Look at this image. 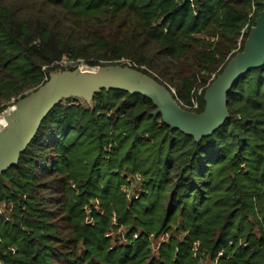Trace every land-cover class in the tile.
<instances>
[{"label":"trees","instance_id":"obj_1","mask_svg":"<svg viewBox=\"0 0 264 264\" xmlns=\"http://www.w3.org/2000/svg\"><path fill=\"white\" fill-rule=\"evenodd\" d=\"M263 3L0 0V114L52 73L123 61L201 114ZM66 100L0 174V264H264V66L199 140L139 95Z\"/></svg>","mask_w":264,"mask_h":264},{"label":"water","instance_id":"obj_2","mask_svg":"<svg viewBox=\"0 0 264 264\" xmlns=\"http://www.w3.org/2000/svg\"><path fill=\"white\" fill-rule=\"evenodd\" d=\"M264 66V3L244 51L233 57L205 93L206 108L197 114L183 109L167 87L152 77L123 66L78 68L50 75L31 95L0 114L6 126L0 131V174L15 166L35 140L43 122L66 99L82 97L91 102L100 90H120L151 101L172 130L199 140L221 129L230 119L228 97L235 84L249 72Z\"/></svg>","mask_w":264,"mask_h":264},{"label":"rangeland","instance_id":"obj_3","mask_svg":"<svg viewBox=\"0 0 264 264\" xmlns=\"http://www.w3.org/2000/svg\"><path fill=\"white\" fill-rule=\"evenodd\" d=\"M244 36V34L240 37V39H239V41H238V49L235 51V52H239L240 51V46H242L243 45V42H244V40H245V38L243 37ZM122 64H123V66L124 67H127V68H130V69H132V64L129 62V61H123L122 62ZM61 66L62 67H67V66H70L69 64L67 65V61L66 60H64L63 62H62V64H61ZM81 67H83V68H87L85 65L84 66H80V67H77L76 69H78V68H81ZM65 72V71H64ZM62 72H56V73H52V74H61ZM51 74V75H52ZM147 75V74H146ZM149 76V75H148ZM151 77V76H150ZM33 92H35V91H32V90H30V91H28V95H31ZM174 94H175V92H173ZM27 95V96H28ZM71 99H75V100H77V101H80V102H83V103H86V104H88L89 102H87V101H85V100H83V98L82 97H74V98H71ZM65 101H67V100H64V102ZM15 103H17V102H15V100H12L9 104H8V106L10 105V106H12V105H14ZM90 104V103H89ZM193 108H196V105H195V107L193 106Z\"/></svg>","mask_w":264,"mask_h":264},{"label":"built area","instance_id":"obj_4","mask_svg":"<svg viewBox=\"0 0 264 264\" xmlns=\"http://www.w3.org/2000/svg\"><path fill=\"white\" fill-rule=\"evenodd\" d=\"M73 65V64H75L74 62H67V65ZM98 209V208H97ZM168 237L167 236H162L161 238H160V240H159V242L157 243V244H155V245H157L156 246V249H159L160 248V246H161V243H164V242H166V241H168Z\"/></svg>","mask_w":264,"mask_h":264},{"label":"bare ground","instance_id":"obj_5","mask_svg":"<svg viewBox=\"0 0 264 264\" xmlns=\"http://www.w3.org/2000/svg\"><path fill=\"white\" fill-rule=\"evenodd\" d=\"M6 126V122L3 118H0V131Z\"/></svg>","mask_w":264,"mask_h":264}]
</instances>
